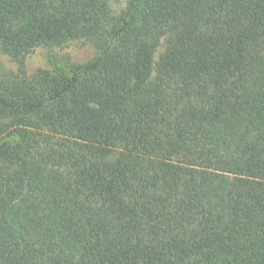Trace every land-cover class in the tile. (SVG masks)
I'll list each match as a JSON object with an SVG mask.
<instances>
[{
  "label": "trees",
  "instance_id": "1",
  "mask_svg": "<svg viewBox=\"0 0 264 264\" xmlns=\"http://www.w3.org/2000/svg\"><path fill=\"white\" fill-rule=\"evenodd\" d=\"M110 1L0 0V264H264V0Z\"/></svg>",
  "mask_w": 264,
  "mask_h": 264
},
{
  "label": "rangeland",
  "instance_id": "2",
  "mask_svg": "<svg viewBox=\"0 0 264 264\" xmlns=\"http://www.w3.org/2000/svg\"><path fill=\"white\" fill-rule=\"evenodd\" d=\"M127 2L128 0H111V16L118 17L126 7ZM165 47L166 39L164 38L156 50V61L165 50ZM97 54V46L93 40L87 38L73 39L62 45H40L24 57L26 74L32 76L40 69L57 70L62 68L70 70L74 65L87 63L95 58ZM20 69L19 58L9 55L0 46V80L18 75ZM2 123L4 121H0V126ZM122 146L123 144L120 142L110 156V160H115L118 157Z\"/></svg>",
  "mask_w": 264,
  "mask_h": 264
}]
</instances>
